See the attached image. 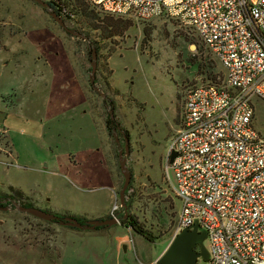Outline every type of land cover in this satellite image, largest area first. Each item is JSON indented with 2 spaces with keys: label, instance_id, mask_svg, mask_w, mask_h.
I'll use <instances>...</instances> for the list:
<instances>
[{
  "label": "rangeland",
  "instance_id": "obj_1",
  "mask_svg": "<svg viewBox=\"0 0 264 264\" xmlns=\"http://www.w3.org/2000/svg\"><path fill=\"white\" fill-rule=\"evenodd\" d=\"M81 1H67L73 14L60 15L62 27L35 0H0V199L18 189L25 206L57 216L79 219L70 210L108 207L100 218L121 211V219L124 132L131 172L124 202L142 232L122 220L78 229L11 206L0 210V264H149L160 256L179 204L172 173L167 178L163 169L185 93L202 78H223L212 52L178 21L112 15ZM110 109L120 143L107 127ZM253 125L264 137L260 98L253 100Z\"/></svg>",
  "mask_w": 264,
  "mask_h": 264
},
{
  "label": "built area",
  "instance_id": "obj_2",
  "mask_svg": "<svg viewBox=\"0 0 264 264\" xmlns=\"http://www.w3.org/2000/svg\"><path fill=\"white\" fill-rule=\"evenodd\" d=\"M88 1L112 15L172 18L218 60L222 80L187 89L167 147L163 172L179 202L170 240L197 223L203 264H264V137L253 125V100H264V0Z\"/></svg>",
  "mask_w": 264,
  "mask_h": 264
},
{
  "label": "water",
  "instance_id": "obj_3",
  "mask_svg": "<svg viewBox=\"0 0 264 264\" xmlns=\"http://www.w3.org/2000/svg\"><path fill=\"white\" fill-rule=\"evenodd\" d=\"M37 1L41 6L45 7L48 11V13L55 19V21L64 27V21L62 17H60L51 7L50 5L44 1V0H35ZM69 32H72L74 35H78L81 37L86 38L81 33H77L74 31L69 30ZM95 71V50L91 49V75H90V82L93 84L94 82V73ZM96 90H98L97 87L94 86ZM102 98L105 97L104 93L100 92ZM109 118L112 120L114 119V115L112 110H109ZM112 129V133L114 135V140L116 143H120L119 136L116 133V129ZM122 137L124 140L123 148L118 149V161H119V168L123 175V183L121 188L118 191L119 196V202L120 206L124 209L123 218L127 215V205L124 202V192L126 190V187L129 183L131 172L127 165V157L129 155V137L126 133L122 132ZM175 152L171 151L169 154V161H172V159L175 156ZM9 200V202L5 205L0 203V210H8L11 206L18 209L19 211L29 213L35 217L44 219L46 221H54L58 224L70 226L78 229H95L99 226H111L113 224L119 223L120 219L119 217L111 216L109 218H91L87 219L84 222H81L77 218L73 216H57L53 213L46 212L43 210H40L38 208L32 207V206H25L22 204H18L13 199H5L0 200L6 201ZM148 237H150L148 235ZM206 237V233L204 229L199 227L197 223L193 224L191 227H185L182 228L169 242L168 246L164 250V252L158 256L154 262L156 264H196V261L198 258H201L203 260H206L208 257V251L206 246L204 245V239ZM198 246V248H196Z\"/></svg>",
  "mask_w": 264,
  "mask_h": 264
},
{
  "label": "trees",
  "instance_id": "obj_4",
  "mask_svg": "<svg viewBox=\"0 0 264 264\" xmlns=\"http://www.w3.org/2000/svg\"><path fill=\"white\" fill-rule=\"evenodd\" d=\"M70 0H48L47 3L50 5V7L60 16V15H63V16H71L73 13L70 12L68 9H67V3L69 4V2H67ZM74 1V5L76 6H80L82 5V1L81 0H73ZM212 72V71H210ZM212 75V73H211ZM212 77V76H211ZM213 78V77H212ZM110 122H114L113 119L111 120L109 117L106 119V123H107V127L109 128L110 127ZM127 134V133H126ZM128 189V188H127ZM9 195L10 197L14 198L15 200H18L20 202V204L22 205H27L23 202L22 198H24L23 196V193L18 190V189H14L12 191V195L11 194H7ZM22 201H21V200ZM1 200V199H0ZM129 219L127 220H122L123 222H127L128 221V225L130 227H132L135 231L137 232H142V229L137 225V223L135 222V220L131 219V217H129ZM78 220H80L81 222H84L86 219L85 218H79ZM100 227H105V226H100ZM97 228V227H96Z\"/></svg>",
  "mask_w": 264,
  "mask_h": 264
},
{
  "label": "crops",
  "instance_id": "obj_5",
  "mask_svg": "<svg viewBox=\"0 0 264 264\" xmlns=\"http://www.w3.org/2000/svg\"><path fill=\"white\" fill-rule=\"evenodd\" d=\"M92 152H94V151H92ZM88 153H91V152L88 151ZM95 155H96V158L98 159V156L100 155L99 151H97V153ZM97 159H95L96 161L94 163H96L97 161L99 162V160H97ZM99 174L100 173H97L96 176H98ZM107 187L110 190V199H111L113 197V195H114V190H113L114 189V185L111 182L110 184H107ZM111 204H112V202H111ZM111 204H109V209H110ZM91 209H93V208H90L89 209V212L86 211L87 209H83L84 211L81 210L79 212H75V211H72V210H70V211L71 212H74V213H80V214H82V217L85 218L86 220L87 219H91V218H100V217H102L104 215V213L106 211H108V207H107V209L102 210L101 212H99L98 209H93L92 210V213H91L90 212ZM88 214L93 215V216H89Z\"/></svg>",
  "mask_w": 264,
  "mask_h": 264
},
{
  "label": "flooded vegetation",
  "instance_id": "obj_6",
  "mask_svg": "<svg viewBox=\"0 0 264 264\" xmlns=\"http://www.w3.org/2000/svg\"><path fill=\"white\" fill-rule=\"evenodd\" d=\"M113 121H114V119H113ZM110 127L113 129V128H117V124H116V122L114 121V122H110ZM5 199H8V198H5ZM4 199V200H5ZM9 199H11L10 197H9ZM9 202V200H6V203H8ZM124 209L122 208V211H123ZM120 212L121 211H116V212H113L112 213V215H110L109 217H111V216H115V217H119L120 216ZM109 217H107V218H109ZM127 219H129V214H127L126 215V217L125 218H123V216H122V218L120 219V220H127ZM148 235L150 236V237H148ZM144 236L147 238V239H151V235L150 234H144ZM196 248H198V246H196Z\"/></svg>",
  "mask_w": 264,
  "mask_h": 264
}]
</instances>
